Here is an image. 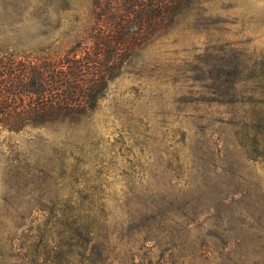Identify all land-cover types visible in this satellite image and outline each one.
<instances>
[{"label":"rangeland","instance_id":"rangeland-1","mask_svg":"<svg viewBox=\"0 0 264 264\" xmlns=\"http://www.w3.org/2000/svg\"><path fill=\"white\" fill-rule=\"evenodd\" d=\"M0 264H264V0L182 17L78 132L1 134Z\"/></svg>","mask_w":264,"mask_h":264},{"label":"trees","instance_id":"trees-1","mask_svg":"<svg viewBox=\"0 0 264 264\" xmlns=\"http://www.w3.org/2000/svg\"><path fill=\"white\" fill-rule=\"evenodd\" d=\"M210 1L0 0L16 10L0 19V135L78 132L129 63Z\"/></svg>","mask_w":264,"mask_h":264}]
</instances>
